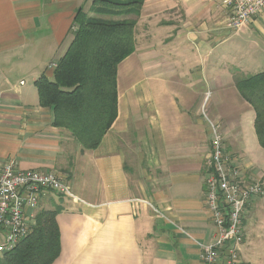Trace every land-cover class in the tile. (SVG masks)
Listing matches in <instances>:
<instances>
[{"label": "crops", "instance_id": "1", "mask_svg": "<svg viewBox=\"0 0 264 264\" xmlns=\"http://www.w3.org/2000/svg\"><path fill=\"white\" fill-rule=\"evenodd\" d=\"M86 3L0 0V168L13 158L21 169L53 172L77 197L47 192L34 211L60 207L52 264H201L217 235L205 200L206 117L221 123L242 179L264 188L254 112L233 81L234 69L264 70V10L228 32L224 11L205 0H144L135 49L117 67L116 118L85 149L52 124L34 81L51 78L77 10L91 15ZM242 231L239 264H264V193L245 204Z\"/></svg>", "mask_w": 264, "mask_h": 264}, {"label": "trees", "instance_id": "2", "mask_svg": "<svg viewBox=\"0 0 264 264\" xmlns=\"http://www.w3.org/2000/svg\"><path fill=\"white\" fill-rule=\"evenodd\" d=\"M144 0H92L87 15L78 9L71 41L53 67L34 85L38 103L52 112V124L70 131L85 149L98 146L117 115V67L135 49L136 22ZM241 97L254 111V131L264 148V70H233ZM53 210L39 209L31 233L0 264H52L60 254V235Z\"/></svg>", "mask_w": 264, "mask_h": 264}, {"label": "built area", "instance_id": "3", "mask_svg": "<svg viewBox=\"0 0 264 264\" xmlns=\"http://www.w3.org/2000/svg\"><path fill=\"white\" fill-rule=\"evenodd\" d=\"M224 11L223 27L235 32L246 27L264 10V0H205ZM55 67V64L51 65ZM22 83V82H21ZM204 111V107H202ZM211 150L206 161L205 200L217 235L202 247L201 264H216L223 249L224 264H239L243 241L242 213L253 196L264 193L259 181H244L222 144L218 125L207 120ZM47 192L77 200L68 183L53 172L21 169L13 158L0 168V254L13 250L32 231L34 211ZM157 213V209H154Z\"/></svg>", "mask_w": 264, "mask_h": 264}, {"label": "rangeland", "instance_id": "4", "mask_svg": "<svg viewBox=\"0 0 264 264\" xmlns=\"http://www.w3.org/2000/svg\"><path fill=\"white\" fill-rule=\"evenodd\" d=\"M91 2H92V0H87V3H86V7H88V5L90 4L91 5ZM90 7V6H89ZM89 9V11H90V8H88ZM91 15H93V13L91 12ZM137 41V40H136ZM52 64V63H51ZM255 70V72L257 71V69H254ZM208 94V93H207ZM207 94H206V96L204 97V99H203V101L200 103V108L201 107H204L205 108V110H204V115L206 114V101H207ZM251 107V106H250ZM253 110V109H252ZM254 112V111H253ZM206 119L207 120H210V121H213V122H215L217 125H218V131H220V135H221V137H222V133H221V123L219 122V121H217V120H212V119H209L208 117H206ZM256 182V181H255ZM0 257H1V254H0Z\"/></svg>", "mask_w": 264, "mask_h": 264}]
</instances>
